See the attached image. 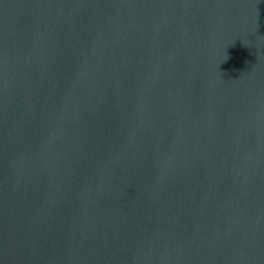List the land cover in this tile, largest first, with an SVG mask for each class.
Returning a JSON list of instances; mask_svg holds the SVG:
<instances>
[{
  "label": "water",
  "instance_id": "95a60500",
  "mask_svg": "<svg viewBox=\"0 0 264 264\" xmlns=\"http://www.w3.org/2000/svg\"><path fill=\"white\" fill-rule=\"evenodd\" d=\"M0 264H264V0H0Z\"/></svg>",
  "mask_w": 264,
  "mask_h": 264
}]
</instances>
